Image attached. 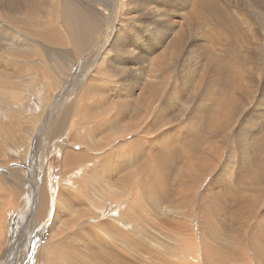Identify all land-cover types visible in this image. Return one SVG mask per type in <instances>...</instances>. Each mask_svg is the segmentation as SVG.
<instances>
[{
  "label": "rangeland",
  "instance_id": "obj_1",
  "mask_svg": "<svg viewBox=\"0 0 264 264\" xmlns=\"http://www.w3.org/2000/svg\"><path fill=\"white\" fill-rule=\"evenodd\" d=\"M149 86L159 89L155 104L149 98ZM238 86L242 87L239 92ZM83 88L99 91L83 99ZM220 89L227 95L232 90L237 93V107L218 121L221 126L218 117L212 118L214 124L208 120L205 130L210 131L204 132L200 121L210 117L207 109L220 96ZM141 97L148 125L153 106L162 109L169 122L157 132L150 127V143L132 136L121 148L112 150L101 146L100 135L89 138L87 129L103 125L102 117L108 129L115 128L113 119L119 120L122 107L119 102L130 117ZM220 98L216 103L223 102ZM83 105L97 112L95 119L82 109ZM108 107L114 110L102 112ZM127 117L124 123H131ZM82 123V134L94 144L75 140L76 147L97 154L99 159L119 156L117 162L124 161L123 151H134L130 173L135 174L125 181L129 190L122 194L128 198L120 194L113 198L107 191L115 180L95 181L101 186L90 192H99L96 202L110 196L117 207L103 206L102 217L118 218L115 213L124 210L125 222L115 223L129 234L130 241L144 249L148 245L157 254L138 250L128 256L130 264L133 260L135 264H185L184 259L198 264L204 260L198 257L199 248L205 242L213 245L214 235L226 254L219 262L208 254L210 264H227L228 260L264 264L253 250L258 234L264 240V181L258 173L264 169L249 171L263 198L245 206L228 202L218 206V214L213 212L224 197L218 191L226 186L238 189L236 180H244L242 175L257 151L258 138L264 136V0H0V264H49L50 260L53 264H85L91 259L83 254L91 252L92 259L95 257L85 247L69 254L57 250L56 262L47 251L51 238L58 241L69 237L66 234L72 233L70 226H74L63 231L55 228L70 220L63 213L67 206L57 201L62 198L56 193L61 187L77 188L71 181L60 182L61 156L69 152L66 146L72 129H79ZM197 132L205 135L204 141ZM189 138L200 141L199 147L210 154L206 174L192 177L197 180L195 184L200 180L195 188L187 171H182L184 158H175V152L182 154L179 145L188 147ZM166 140L173 144L167 141L162 145ZM213 145L216 148L212 151ZM150 148L153 151L148 153ZM159 151L161 160L153 162ZM254 162L264 165L261 158ZM168 163L169 169L164 168ZM78 165L85 173L87 167L80 162ZM45 179L52 190L53 211L50 215L48 204L41 217L34 219L38 197L34 192L41 185L45 187ZM18 184L22 187L19 192L15 190ZM180 188L186 192L195 189V201L184 204L186 192ZM201 207L209 214L210 224L197 214ZM169 214H176L175 224L163 217ZM241 215L248 219L245 224L239 220ZM180 219L187 221L185 227ZM255 225L262 227L256 230ZM178 231L189 233L176 240ZM139 232L146 237L133 240ZM116 242L122 249V242ZM168 252L171 257L166 256ZM234 253L242 255L239 261H235Z\"/></svg>",
  "mask_w": 264,
  "mask_h": 264
},
{
  "label": "bare ground",
  "instance_id": "obj_2",
  "mask_svg": "<svg viewBox=\"0 0 264 264\" xmlns=\"http://www.w3.org/2000/svg\"><path fill=\"white\" fill-rule=\"evenodd\" d=\"M52 78H55V77H52ZM146 83L148 85V80ZM146 83L144 84L145 86H146ZM241 86H238L239 87V90H237L238 92L242 89L243 86L242 87ZM238 87H237V89H238ZM88 88L87 89L83 88V90H82V93L84 95L83 99H86L87 97L89 99L91 94L93 95L96 91H99V89H97V88L96 89H91L92 87L90 89H88ZM224 90L225 89H223V91ZM141 91H143V90H141ZM220 91H222V90L221 89L219 90L221 98H220V96H218V97L220 99H222L223 102L220 103L218 100V103H216L217 102L216 100L218 99V97H217V99L214 100L215 103L213 102L214 104H212L211 108L207 109L208 111L206 110L208 112L207 113L208 116H210V117H208L207 119L204 118V119H202V121H200L199 127L202 130H204V132L209 130V129L205 130L207 127L206 125H207L208 120L211 122V124H214V123H212L214 121L212 119L213 117H214V119H216V117H218L216 119L217 122L219 120H221L223 117H228L229 112H231V110L234 109L236 104L238 103V101L236 100L237 96H235V93H236L235 91L232 90L231 91L232 93H230L229 95H227V93H225L226 94L225 95L224 94L225 91L224 92L223 91L220 92ZM226 91L228 92V90H226ZM147 92H148V95H149V98H150L152 104H155L153 101L159 95L158 87L149 86V87H147ZM96 94H99V93L97 92ZM236 95H237V93H236ZM141 100H142V102L140 103L141 105L138 103L140 106L139 105H138V107L134 106V109H133L134 111L132 112L130 117H127L129 111L124 109V107H123L124 104L122 102H119V106H122V107H120V110H119V113H120L119 120L113 119L117 123L115 128L112 131H111V128H109L110 129L109 130L108 129V123H106L105 118L102 117V121H103L102 124L103 125L95 124V125H93L87 129V131H88L87 134H89V138L91 136L93 139V137L95 138V137L100 135L101 141L99 139L98 140L100 141V143H102L101 146L108 148V149H112V150H117V149L121 148L126 143V141L132 136L140 138L146 143H150L152 141V137H153L152 130L150 127H152L153 131L157 132V131H159L158 130L159 127L162 128L163 126L168 125L169 122L164 119L165 114L164 115L162 114L164 111L162 109L160 110L156 106H153L151 123L148 125L147 114H146V104H145V101L142 97H141L140 101ZM102 106H104V105H102ZM111 106H113V104ZM83 108H84L85 112H88L89 114L92 113V118L95 119V115H97V112H95L92 107H90L89 105H83L82 109ZM114 108H115V106H114ZM109 110H114V109H112L111 107L110 108L108 107L107 109H102V112L103 111L109 112ZM223 112H226V113H224L225 115L221 116L220 114ZM105 113H107V112H104V114ZM125 117H127L128 121H130L131 123H127V121H126V123H124L123 120ZM227 119H224V120L226 121ZM78 121L79 120H77V122ZM74 124H75V122H74ZM218 125H219V122H218ZM82 126L85 129V126L83 123L79 126V129H75V128L72 129L73 130L72 131L73 132L72 133V139L70 141H68L69 143L66 146V149H68L69 152L66 151L61 156V159H62V161H61V163H62V165H61L62 166L61 176H62V178H61L60 182H63V180L64 181H71L72 183H74V185L77 188L66 189V188L61 187L59 189V191L56 193V195L61 196V198H62V199H59L57 201L59 203L67 206V207H65V210H63V213H64V216L70 220L69 221L64 220L63 222L58 224L55 228L57 230L63 231V230H66L70 225H74L75 227L70 226V231L72 233L66 234V235H69V237H62L58 241H55L51 238L50 244L47 243L49 246V249L47 248V251H49L48 256L51 255V257H56L55 260L57 262L59 260V256L56 254L57 250L64 252L66 254H69L72 252H76L80 249H84V247H85L95 254V257L93 259L91 257V252H89L88 254H83V256L85 258L91 259L90 261L86 262L85 264H130L129 263L130 259L128 256L130 254H134L138 250L149 252L152 254H156V253L151 252V248H149L150 246L145 245V249H144V248H140V246H138L134 242L130 241L129 239H131V238L127 237V236H129V234L126 233L123 229H121L115 223V220H120L121 223L125 222V211L124 210L115 213V214H119L118 218L113 217V215H112V218H107V219H104L102 217L101 209L103 206L105 207V209L117 207V206H115L117 203L116 202L113 203L111 201L110 196H105L104 201L101 203V202H96V199L98 198L99 192L90 193L93 190V188H100V186H101L99 184L94 183L95 181L102 184L106 180H108V181L109 180H115L113 182L112 187L108 188L107 191L111 192V195L113 196V198L115 196H117V194H120V195L125 194V192L127 190H129V187L125 181L128 180L129 177H131L135 174L134 172L130 173V170L132 169L133 161H134V151L132 149H130L128 151H123L121 153V155L125 156V159L123 162H117L116 161V159L119 156H113L108 160H105L102 158L99 159L97 157L98 156L97 154H92L85 148H78L75 146V140H78V141H80L83 144H86L88 146H91L92 144H94L92 142H91V144L87 142V140L85 139V136L82 134V130H80ZM219 126H221V125H219ZM103 128H104V131H103ZM196 134H198L202 138L203 141H204V138H206L203 133L201 134L200 132H197ZM113 136H116L117 138H115ZM146 137L149 139H146ZM167 138H169V137H167ZM172 138L173 137H170V140H172ZM170 140H166L165 142H162L161 144L163 145L165 143H168L167 141L171 142ZM95 142H96V140H95ZM100 143H98V144H100ZM171 143L173 144V142H171ZM175 144H176V142H175ZM200 144H201L200 141H198L194 138H189L188 147H186L187 149L182 147L181 145H179L182 154L179 152H175L176 154H178L175 157L176 159L184 158V165L185 166H183L184 168H182V171H187L188 176L191 177V179H189V180H190L191 186L192 187L194 186L193 188H195V186L198 183H200V180H198V182L195 184V181H197V180L192 178V177L197 175V174H206L207 170H209L208 168L210 167V160L208 159L209 153H207L208 150L203 151V147H199ZM256 145H257V151L254 152L253 158H249V159H251L250 166L248 169L244 170V173L242 175V176L245 175L244 180L242 182L236 180V184H237L238 189L235 191L231 190L230 186H226L224 191H218V192L223 193L224 197H223V199L219 200L217 202V204L213 207L214 213L218 214V211H219L218 206H220V208H222L225 205H227L228 202H230L231 205L245 206L247 204V202H254L255 199L263 198V191L260 189H257V185L254 182V180L252 178V174L249 171L252 168L254 169V171L257 169H260V170L264 169L263 164H261L260 162L255 164V162H254L256 160H259L260 158L264 159V157L261 156V153L264 152V136L260 135ZM167 146H169V145H167ZM40 148H42V147H40ZM166 148L169 149V147H166ZM182 148H183V150H182ZM213 148H216V147L213 145L212 151H213ZM258 148H259V150H258ZM147 151H148V153H150L153 151V148H150ZM163 152H165V149H163ZM60 154H61V152H60ZM162 155H163L162 152L159 151L155 155V157L153 158V162H159L162 158ZM215 161H216V159H215ZM78 162H80V164L84 168L87 167V168H85V170H86L85 173H81ZM169 164H171V163H168L167 165H165L164 168H166ZM97 165H99V167H97ZM213 166H214V164H213ZM74 167H77L78 171H75ZM167 169H169V167H167ZM173 171L175 172V170H173ZM229 172H231V171H229ZM258 173L261 176L262 180L264 181V170H261ZM75 176H77L78 178L75 179ZM83 177H85L86 179H83ZM240 178H241V176H238V179H240ZM43 183H46L45 187H43V185H41V187L39 186L37 189V190H41V191L39 193L37 190L34 192L36 196L38 194L37 201H36L37 210L35 212L36 215H35L34 219H36V217L37 218L41 217V213L43 211H45L48 204L50 206V215L52 214V211H53L52 206H51L52 201H53V194H51L52 190L49 187L50 184L48 183V179H45V181ZM187 183H189V182H187ZM15 187H16L15 190L18 192L22 190V187L19 184H18V186L16 185ZM197 187H196V190H197ZM193 188H190V191H188V192H186V190L183 188L179 189L181 191L186 192L185 196L183 197L184 198V201H183L184 204L193 203V201H195L194 200L195 199V196H194L195 195V189H193ZM45 191H47L48 193L46 194ZM104 191L105 190L102 189V192H104ZM247 191H251L250 192L251 195H245L244 193ZM229 193L230 194L232 193L230 195V200H228L229 199ZM101 195H103V194H101ZM145 195H147V194H145ZM122 196H123V199H124V197L128 198L125 195H122ZM122 196H121V199H122ZM116 201H118V200L116 199ZM18 202H19V200H18ZM130 202H132V200L128 201V203H130ZM181 205L182 204H180V206ZM174 209H177V207ZM145 210H144L145 214H149ZM171 210H173V209H171ZM161 213H159V214L161 215ZM194 214H195V212H194ZM197 214L199 215L202 222L206 223L208 221L209 214H205L204 208L201 207L199 213H197ZM158 215H156V216H158ZM58 217H59V214L56 213L55 218L57 219ZM145 217L147 218L148 216L145 215ZM163 217L165 218V220H169V221L173 222L174 224L177 221L176 214H174V216L172 214H169L167 217H166V215ZM246 218L247 217H245L244 215L239 216V220L243 224H245V222L248 221V219L246 221ZM147 220H150V219L147 218ZM85 221H87V223H86V228L84 229ZM153 221H155V220H153ZM193 222H194V220H193ZM162 223H164V222H162ZM208 223L210 224V221H208ZM104 224L107 225V227ZM180 224L182 227H185L187 224V221L180 219ZM261 227L262 226L255 225L256 230H259ZM213 228L216 231H218L217 232L218 234L223 235V232L219 231L217 229V226H214ZM188 233L178 231V233L174 234V237L176 240H179L182 238L181 237L182 235H187ZM203 233H204V230L202 229L201 235H203ZM145 237L146 236L144 234L139 232L132 239L133 240H140V239H143ZM256 239H257V245L254 246V248H253L254 253L257 257H259L260 259H262L264 261V240L262 239L260 234L257 235ZM117 240H120L122 242V244H121L122 249L118 246V243L116 242ZM211 240H212V242H214L213 245H209V244H207V242H205L202 244V247L199 248L200 252H199L198 257H202V259H204V260H199L198 264H210L211 262L207 258L208 254L214 255L216 258V261H218V262L224 260L225 254H226L224 246L217 241L216 235L212 236ZM176 242L177 241H175V243ZM261 243L263 244L262 246L260 245ZM172 248L175 249L176 246L172 245ZM234 248H236V247H234ZM238 250L245 251L244 249H241V248H238ZM40 251H41V249H40ZM131 251H133V253H131ZM33 252H35V251H32V253H30V255H32ZM162 253H164V252H162ZM37 254H39V251L37 252ZM166 256L171 257V253L168 252V254ZM233 256L236 257L235 261H239L240 260L239 257L242 255L234 253ZM77 260H79L80 262L82 261L81 258H77ZM112 260H113V262H112ZM45 261H46V259H45ZM134 261L135 260L131 261L132 262L131 264L137 263V262L134 263ZM228 261L229 262L227 264H236L233 261H230V260H228ZM39 262H40V260L38 261V263ZM167 262H169V261H167ZM183 262L185 264H191L188 259H184ZM253 262H255V261H253ZM43 263H45V262H43ZM39 264H41V262ZM49 264H53L51 260H50ZM169 264H174V263L169 262Z\"/></svg>",
  "mask_w": 264,
  "mask_h": 264
}]
</instances>
